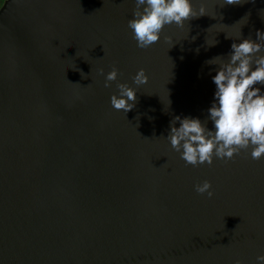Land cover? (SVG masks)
Listing matches in <instances>:
<instances>
[{
  "label": "water",
  "instance_id": "obj_1",
  "mask_svg": "<svg viewBox=\"0 0 264 264\" xmlns=\"http://www.w3.org/2000/svg\"><path fill=\"white\" fill-rule=\"evenodd\" d=\"M202 3L209 16L165 28L173 47L162 36L139 49L127 26L134 0H4L0 264H256L264 255V159L249 149L194 167L165 139L176 116L207 118L217 67L207 61L230 52L226 34L264 30V0ZM113 65L121 74L106 88L98 70ZM140 68L148 82L135 107L115 110L117 83ZM204 180L211 198L195 191Z\"/></svg>",
  "mask_w": 264,
  "mask_h": 264
},
{
  "label": "clouds",
  "instance_id": "obj_2",
  "mask_svg": "<svg viewBox=\"0 0 264 264\" xmlns=\"http://www.w3.org/2000/svg\"><path fill=\"white\" fill-rule=\"evenodd\" d=\"M246 2L248 0H223L221 7ZM134 4L127 26L139 49H149L159 43L166 27L174 25L182 29L188 21L208 15L203 3L197 9L194 0H134ZM188 35L189 30L185 39ZM226 38L233 40L227 56L207 61L217 65L211 77L215 91L207 118L202 121L198 117L176 116L165 137L180 158L194 167L211 166L217 159L227 162L249 149L252 159H264V30L256 31V39L244 38L241 30L239 37L233 39L226 34ZM163 39L172 47L176 43L171 37L163 36ZM217 43L216 39L209 43L206 37L209 47ZM98 72L104 76L106 88L121 74L115 65L107 73L103 68ZM131 81V84L117 83V91L110 96L115 110L127 113L135 107L139 88L148 82L146 70L138 69ZM208 121L212 128L208 127ZM211 189L209 180L195 185L197 193H207L209 198L214 195ZM234 264H242V261L237 259ZM256 264H264V255L256 257Z\"/></svg>",
  "mask_w": 264,
  "mask_h": 264
},
{
  "label": "trees",
  "instance_id": "obj_3",
  "mask_svg": "<svg viewBox=\"0 0 264 264\" xmlns=\"http://www.w3.org/2000/svg\"><path fill=\"white\" fill-rule=\"evenodd\" d=\"M3 1H4V0H0V6H1V4L3 3Z\"/></svg>",
  "mask_w": 264,
  "mask_h": 264
},
{
  "label": "rangeland",
  "instance_id": "obj_4",
  "mask_svg": "<svg viewBox=\"0 0 264 264\" xmlns=\"http://www.w3.org/2000/svg\"><path fill=\"white\" fill-rule=\"evenodd\" d=\"M4 2V1H3ZM2 5V4H1Z\"/></svg>",
  "mask_w": 264,
  "mask_h": 264
}]
</instances>
